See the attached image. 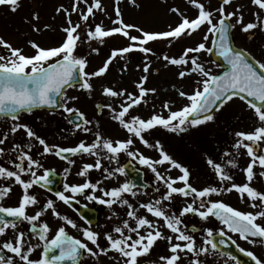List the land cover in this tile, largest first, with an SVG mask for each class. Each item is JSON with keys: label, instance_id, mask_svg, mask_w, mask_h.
<instances>
[{"label": "snow or ice", "instance_id": "1", "mask_svg": "<svg viewBox=\"0 0 264 264\" xmlns=\"http://www.w3.org/2000/svg\"><path fill=\"white\" fill-rule=\"evenodd\" d=\"M191 10L181 11L178 7H170L168 11L177 17L175 25L169 24L166 30H147L135 23H127L123 19L120 0H115L114 19L110 18L111 26L103 22L89 24L90 18L96 11L105 12L101 0H70V7L63 4L56 7L55 12L62 15L63 22L58 26L60 37L58 43L44 46L37 41L28 40L25 50L16 47L0 36V48L7 51L0 55V118H10L13 122L10 133L23 131L26 140L14 143L12 152L16 153L13 160L8 163L13 169L0 164V181H12L22 189L17 206H3L2 201L10 198L13 185L0 183V264H82L85 257L99 261L101 255L108 256L115 264H138V258L149 255L159 241L165 242L168 255H160L158 261H146L145 264H209V256H219L234 260L241 264L230 252L222 251L220 246L229 241L235 245L236 240L232 234L249 244L259 243L264 246V192L252 186L257 178L264 179V63L255 60L251 54L233 47L232 31L239 30L254 35V30L264 32V0H250L256 6L253 22H244V15L233 0H220L219 6L210 9L203 0H187ZM136 7V0H129ZM86 6V10L80 5ZM0 6H7L10 11L16 12L20 8V0H0ZM232 9V10H229ZM77 14L79 20L74 22L72 15ZM40 19L39 13H33L30 21L32 31L41 32L36 23ZM85 25L87 27L85 28ZM44 29L56 31L51 25L45 24ZM84 30V36L81 30ZM135 31L138 35H132ZM202 33L201 39L194 46H186L178 56L167 53L157 56L150 43L166 42L171 47L182 38H193ZM117 36L127 41L119 47H110L108 54L100 65L91 71L89 56L100 55L101 46L107 40ZM95 43L97 46H92ZM87 44V55H78V48ZM133 53H140L142 59L135 65L138 75L132 81L133 90L120 86L130 74L129 57ZM206 54L210 63L222 68V71L213 73L205 67L200 57ZM151 56L162 62L164 68H174V75L180 81H191V91L173 84L172 88L179 98L186 101L179 109L172 110L173 101L162 102V109L167 112L153 113L149 118L133 115L135 108L147 103L149 96L156 95L158 89L147 87L153 75ZM123 61V63H121ZM118 67V81L103 82L114 67ZM159 68L156 69V74ZM94 80H100V99L97 102L93 95L96 87ZM69 89H75L94 101L97 114L107 111L111 122L119 125L127 136L125 139L106 137L100 130L99 121L95 122V131L89 125L93 120L86 117L79 107L69 106L78 104L79 95H68ZM234 98L245 101L251 111L250 117L253 127L250 130L233 129L229 148L222 150L218 157H206V165L213 173V183L196 187L192 183V174L189 167L177 162L164 148L159 140L154 144L145 139L144 134L149 133L157 126L164 130L179 134L207 123L215 122L221 110L232 102ZM117 101L119 103L117 104ZM44 108L55 113L62 110L67 114L64 118L73 126V135L76 131L92 133L94 139L91 143L81 139L75 146L62 147L49 144L46 138L37 133L28 123L21 120L24 113H31L36 109ZM9 133H3L0 145H4ZM148 148H155L159 158L145 157L139 150H132L135 140ZM36 142L42 151L41 156L52 154L60 159L74 163L70 156L95 157V163H83L77 175L87 177L90 170L95 168L102 171L103 179L114 178L117 174L127 175L123 166L109 169L102 167V160L109 164H118L119 155L126 154L130 159L138 160L153 173V190L156 198L148 202H138V206L130 203L125 194L136 197L138 189L145 188L147 184H138L134 180L111 188L101 187L103 180L95 182L85 179L83 183L63 184V191L57 189L54 193L56 200L71 206L76 196H84L89 201H97L111 209L113 204L126 207V219L113 226L111 231L103 233L105 245L98 242L101 234L89 227H80L72 218L61 214L53 199H47L41 205L30 189L34 185L51 190V170H44L38 175L35 169L43 168L41 162L30 154ZM7 153L0 147V158ZM239 157L247 159L246 165L239 163ZM167 164V172L178 170L179 175H162L158 165ZM259 168L257 172L256 169ZM240 171L244 182L234 181V171ZM64 171L67 173L68 168ZM134 171H139L134 169ZM23 175L30 179H22ZM164 191H160V186ZM179 185V186H177ZM86 190H91L89 194ZM99 191L102 197L95 193ZM235 193L242 203L256 211L239 210L222 199H213L225 194ZM69 193L70 195H66ZM180 197V203H176ZM107 198V199H105ZM79 203V201H76ZM35 207L33 214L27 209ZM139 209H144V215H138ZM50 212L52 217L61 223L57 225L54 234L47 222H40V218ZM112 212V216H116ZM149 215L153 219H149ZM195 217L196 224L185 223L186 217ZM222 226L214 230L211 226L205 227L212 219ZM91 220V217L88 218ZM203 222V224L199 223ZM27 229L19 227L25 224ZM71 227L81 233L80 237L69 234L67 228ZM11 232V238L8 233ZM201 233L198 243L196 234ZM37 243H32L31 238ZM227 237V240L224 239ZM91 245V246H90ZM238 250L250 258L254 264H264V259L258 258L252 251H245L237 245ZM37 249H42L38 259H31ZM211 264H217L214 259Z\"/></svg>", "mask_w": 264, "mask_h": 264}, {"label": "rangeland", "instance_id": "2", "mask_svg": "<svg viewBox=\"0 0 264 264\" xmlns=\"http://www.w3.org/2000/svg\"><path fill=\"white\" fill-rule=\"evenodd\" d=\"M101 2L105 8V12L101 13L96 11L95 16L90 18L88 23L94 25L95 23L103 22L104 25L111 26L110 18H115V0H101ZM203 2H205L206 6L208 7V0H203ZM61 4H63L65 7H70V0H20L21 6L16 12L10 11L7 6H0V36H2L5 40L10 41L13 46L23 47L26 51L29 50L26 47V42L28 40L37 41L44 46H52L58 43L60 37L58 26L62 24L63 18L62 15L56 14L55 9ZM136 4H138L139 7L129 3V0H120L119 7L121 8L124 21L127 23H135L147 30L153 31L166 30L169 24H176L177 17L168 11L170 7H178L182 12L191 10V5L188 4L187 0H136ZM80 7L86 10L85 5L81 4ZM33 13H39V21H32V23H36L37 26L42 29V31L39 33L32 31L31 24L26 22L31 20ZM72 20L77 22L79 20L78 15L74 13L72 15ZM45 24L51 25L53 29H56V31L44 29L43 26ZM86 27L87 25H85V28ZM131 34L138 35V33L135 31H132ZM81 35L82 37L84 36L83 29L81 30ZM201 35L202 33H197L193 38H182L178 42H175L171 47H168L166 42H155L150 43V45L157 56L163 55L164 53H167L170 56H178L184 47L194 46L195 43L201 39ZM126 43L127 41L119 36L114 39L107 40L106 45L101 46L100 55L89 56L90 66L88 70L91 71L101 64L103 58L108 54L110 47H119ZM92 46L97 45L93 43ZM88 51V45L83 44L78 48L77 54L87 55ZM6 54L7 51L3 48H0V55ZM141 59L142 55L140 53H133L129 57V66L133 69V71L130 74H126V79L120 86L127 87L130 91L133 90L132 81L138 75V73L135 72V65L139 63ZM150 59L153 62V75L150 77V81L146 86L150 88L155 87L158 89V92L156 95L149 96L147 98L146 104L131 110L133 115L138 114L145 119L149 118L153 111L156 113H163V115L166 117L167 112L162 109V102L165 100L174 102L172 104V110L179 109L186 102L178 97L172 88L173 84L177 85L178 87H182L185 91H191V81L178 80L174 75V68L162 67V62L157 61L155 56H151ZM200 59L202 62H204L205 67L210 69L213 73L219 72L217 65L210 63V60L206 54L202 55ZM121 63H123V61H121ZM118 67L119 66L114 67L112 71L105 77L103 82L110 81L115 84L119 79L117 75ZM158 68L159 73L156 74V69ZM93 83L96 87L93 95L96 97V101L98 102L100 99L99 86L102 81L94 80ZM68 95L81 96V100L78 104H70L69 106L79 107L81 111L85 112L88 119L93 120V125H89V127L93 128V131L96 130L94 126L95 122L99 121L100 130L106 137H110L113 140L117 138H126V132L121 129L118 124L109 120L107 111H105L100 117L97 116L96 109L94 107V101L92 99H88L86 95L75 89L70 90ZM118 103L119 101H117V104ZM33 114L34 113H32L30 117L32 121L30 120L28 124L34 130H36L39 135H41L43 138H46V141L49 144H55L62 147H71L75 146L81 139L88 143H91V141L94 139L92 133L76 131L73 135V131H69V125L66 124V119L64 118L67 114H63L62 110L56 114L47 112H39L38 115L35 114L34 116ZM21 120L23 121V118H21ZM253 124H251L249 127L252 128ZM233 125L234 124H232V126ZM8 126L9 124L6 127ZM213 126L214 123H207L195 127L194 129L190 128L188 133L183 132L179 134L170 133L161 127H156L148 133V141L149 143H152L155 140H160L163 143V148L177 162L189 167L192 170L193 185L196 187H202L213 183L211 182L212 180L208 179L209 177L207 176L208 166L206 165V157L210 156L208 154V134H213L216 138H220L218 132H220L222 129V127H220L222 126V123L217 122L216 127L213 128ZM240 129L247 130V128H241L239 126L235 127V130ZM14 135L15 138L20 142L22 140H26V135L23 131H19ZM23 135H25V137H22ZM33 143L36 145V147H40L36 142ZM137 149L145 157L153 159L159 158L158 152L155 150V148L145 147L138 139L135 140L132 150L135 151ZM127 158L128 157L126 154L121 153L119 155L118 163L121 165L124 161H126ZM85 162L94 164L95 157L87 156L86 158H75L74 163L69 166V170L74 167L78 173L79 168L81 169L83 163ZM101 163L104 164V167L111 168L116 162L109 164L108 161L102 160ZM167 167V164L157 166L158 171H160L162 175H172L175 177L180 174L178 170L175 169L172 170L171 173L167 172ZM199 168H203V171L201 172ZM147 170L153 177V173H151L148 168ZM211 179H213V176ZM104 183L107 184L108 188H111L124 183V178L121 174H117L114 178L105 180ZM150 199L151 198H149L148 201ZM214 199L224 200V198L221 197ZM224 202L226 203L225 200ZM196 239L198 243L201 242L199 237ZM258 254V258L264 259V252L262 250H260V253ZM210 258L214 259L216 257L212 256Z\"/></svg>", "mask_w": 264, "mask_h": 264}, {"label": "flooded vegetation", "instance_id": "3", "mask_svg": "<svg viewBox=\"0 0 264 264\" xmlns=\"http://www.w3.org/2000/svg\"><path fill=\"white\" fill-rule=\"evenodd\" d=\"M220 0H208V7L210 9H215L219 6ZM234 5L239 6L241 8V11L244 15V22H253L255 20L254 13L256 12V6L251 5L250 0H233ZM232 10V9H229ZM264 19V17H261ZM232 41L234 45L248 53L251 54V57H254L255 60H259L261 63H264V32H261L259 30H254V35L252 38H249L248 34L242 33L239 28L235 29L232 31L231 35ZM250 111V110H248ZM251 112V111H250ZM252 114H245L240 111V109L235 106V105H229L224 111L223 114L220 117H225V118H232L235 119L236 122L238 123H246L245 125L254 123V121L250 118ZM24 122H28L27 117L23 118ZM13 122L10 119H5V118H0V138H3V133L8 132L9 136L8 139L6 140L4 145H0V147H3L5 149V152L7 153L6 156L3 158H0V164H3L6 167H9L10 169H13V165L9 164V160H13L16 156V153L12 152V147L14 143L20 142L18 139L15 138V135L10 133V126ZM9 124L8 127H6ZM251 127L249 125L247 126V130H250ZM38 148L36 146L33 147L31 150L30 154L33 156L34 159H37L41 162L43 165V168L41 169H35L37 171L38 175H43L44 170H51L55 168V172L61 177L60 179H53L52 184L55 187L51 190L48 188H42L39 185H34L32 189H30V194H34L37 199L40 201V204L43 205L47 199H53L55 201V206L57 210L64 215H67L69 218H72L75 220V222L78 224L80 227H89L90 229H94L98 233L101 234L99 243L101 246L105 245V240L103 238V233L107 231H111L114 225L119 224L123 221V219H126V211L118 210L117 208L115 210H109L107 206H102L100 205L97 201H89L87 200L84 196H76L75 199L72 201L71 206L63 204V202H60L56 200L55 198V191L57 189L63 191V184L66 182L69 185L72 184H80L83 183L85 180H78V179H71L69 178V171L66 173L64 171L65 168H68L69 163L68 161H65L63 159H60L52 154L44 155L41 156L38 152ZM242 158V163L241 165H246L247 159L245 157H240ZM139 170H143L142 165H137L136 166ZM235 175H234V181L235 182H244V175L238 171V170H233ZM256 171H259V168L256 169ZM145 176V181L148 183V187L144 190L138 189V195L136 197H131L130 195L127 194V198L129 200H135L136 203L143 198V196H146L150 193H152L153 196H156L157 194L153 190V185H154V179L148 180L147 175L144 172ZM126 179L128 180L127 176H125ZM22 179H30V176L28 175H23ZM0 183L3 184H8L11 183L13 185L12 191L10 194V198H5L2 201L3 206H17L18 199L20 197V194L22 192V189L19 185H16L14 183V180L12 181H0ZM51 184V185H52ZM252 186L257 188L259 191L264 192V179L257 178L253 181ZM160 191L163 192L164 188L161 185L160 186ZM87 192L90 194V190H87ZM66 195H70L69 193H66ZM97 197H102V193L99 191L95 194ZM217 198V197H213ZM221 198H224L227 204L239 209V210H244V211H256L255 209H252L249 207L248 203H242L240 199L238 198V195L235 193L234 194H225L221 196ZM106 199V198H105ZM76 201H79V203H76ZM176 203L179 204L180 201L176 200ZM92 208L97 212V221L95 224H88L84 219H82L79 215V212L81 211L82 208L84 207ZM36 210L35 207H29L27 209L29 214H33L34 211ZM112 212H115L117 215L112 216L111 219L109 217L112 215ZM138 215H144L142 211L139 210ZM187 218V219H186ZM185 218V223L188 225L191 224H196L198 223L197 219L195 217H186ZM40 222H47L50 227L52 228L53 232L50 233L51 235L54 234L56 227L58 224L61 222L54 217H52L51 213H45L41 218ZM261 223H264V221H258ZM203 224V222H199ZM205 227L211 226L214 230H218L220 227H222L215 219H212L209 224L204 225ZM19 227L24 228L25 230L27 229L26 223L20 225ZM67 231L69 232L70 235L74 237H80L81 233L77 232L75 229H72L71 227L67 228ZM11 232L9 231L8 233V238H11ZM197 235H202L201 233L198 232ZM229 235L233 236L236 240H238L239 243H236L239 245L240 248H243L245 251H252L255 255L256 253L260 252L261 250H264V247L261 246L259 243L253 245L249 244L247 241L242 240L239 238L238 234H232L229 233ZM31 238V237H30ZM4 237H0V241H2ZM32 243H37L38 240L36 238H31ZM91 246V245H90ZM259 249V250H257ZM42 249H37L35 252L32 253L31 259H38L40 257ZM169 253L166 250L165 247V242L164 241H159L157 246H154L152 249L151 253L145 257L138 258V264H145L146 261H158V257L160 255H168ZM115 255L114 253H109L108 256H113ZM108 256H103L101 255L99 257V261L97 262L96 260L92 259L91 257H85L83 259L82 264H115V261L110 260ZM227 259V258H226ZM230 260V259H229ZM233 262L232 264H236L234 260H230ZM184 264H188V261L185 260Z\"/></svg>", "mask_w": 264, "mask_h": 264}, {"label": "water", "instance_id": "4", "mask_svg": "<svg viewBox=\"0 0 264 264\" xmlns=\"http://www.w3.org/2000/svg\"><path fill=\"white\" fill-rule=\"evenodd\" d=\"M42 109H44V108H39V109H36V110H42ZM58 110H56V111H58ZM220 248H221L222 251L230 252L232 255H235L238 259H242L243 261H245L244 263L250 264L249 261L244 260V258H242V255L238 254L236 252L235 248L233 246H231V245H228V243H226L225 245H221Z\"/></svg>", "mask_w": 264, "mask_h": 264}]
</instances>
